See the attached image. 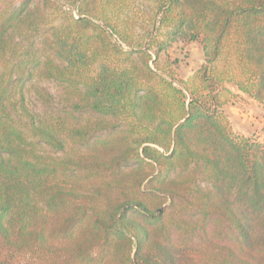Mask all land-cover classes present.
I'll return each mask as SVG.
<instances>
[{
	"label": "trees",
	"instance_id": "16d2710c",
	"mask_svg": "<svg viewBox=\"0 0 264 264\" xmlns=\"http://www.w3.org/2000/svg\"><path fill=\"white\" fill-rule=\"evenodd\" d=\"M147 1L139 35L111 1L0 17V264H264V141L225 111L227 84L264 101V0ZM163 29L203 45L192 79ZM37 78L70 107L24 122Z\"/></svg>",
	"mask_w": 264,
	"mask_h": 264
},
{
	"label": "rangeland",
	"instance_id": "374dc122",
	"mask_svg": "<svg viewBox=\"0 0 264 264\" xmlns=\"http://www.w3.org/2000/svg\"><path fill=\"white\" fill-rule=\"evenodd\" d=\"M22 1L0 0V17L13 11ZM101 1L105 3L111 1L115 14L119 16L120 24L137 35L149 30L148 27L154 18L153 7L147 0H128V6H125L124 0ZM167 32V29H163L160 37L161 41L168 43L161 63L164 65L169 60L178 77L188 81L206 62L203 45L201 42H188L176 36L165 37ZM226 86L239 95L237 98H231L225 108L233 131L246 138L264 141V101L260 102L241 93L234 85ZM14 102L16 103L15 117L24 122H27L30 117L37 121L39 118L60 114L61 111L70 107L68 96L57 83L38 78L26 84L23 96L17 95Z\"/></svg>",
	"mask_w": 264,
	"mask_h": 264
}]
</instances>
